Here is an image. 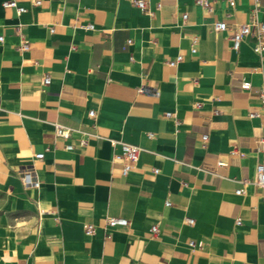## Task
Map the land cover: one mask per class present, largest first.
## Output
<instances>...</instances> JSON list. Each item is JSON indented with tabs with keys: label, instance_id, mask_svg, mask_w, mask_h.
Masks as SVG:
<instances>
[{
	"label": "crops",
	"instance_id": "1",
	"mask_svg": "<svg viewBox=\"0 0 264 264\" xmlns=\"http://www.w3.org/2000/svg\"><path fill=\"white\" fill-rule=\"evenodd\" d=\"M4 1L0 264H264V50L232 40L264 0ZM111 139L143 148L126 176ZM31 165L39 187L21 179Z\"/></svg>",
	"mask_w": 264,
	"mask_h": 264
},
{
	"label": "built area",
	"instance_id": "2",
	"mask_svg": "<svg viewBox=\"0 0 264 264\" xmlns=\"http://www.w3.org/2000/svg\"><path fill=\"white\" fill-rule=\"evenodd\" d=\"M133 3H135L138 7H140L143 10H148V4L145 0H131ZM41 0H36L35 4H40ZM199 3L207 6L209 3L207 0H198ZM230 4L232 6L235 5V0H229ZM3 5L5 7H16L19 13H22L27 10L26 7L24 6H19L16 0H5L3 2ZM161 6V4H159ZM188 14L185 13L183 15L184 18H187ZM94 24H88L87 28H93ZM215 28L218 31L226 30L227 29V22L224 20H219L215 23ZM253 36L255 40V46H254V51L257 53H261L264 50V21H259V20H252L249 23H244V24H239L233 29V35H232V40H233V47L235 49H239L241 46V43L246 36ZM4 36L0 35V41H3ZM198 41V37L195 36L193 38V43L194 46L192 47V52L195 53L197 51L196 43ZM131 42V40H129ZM21 49L23 50H28L29 49V43L27 42L26 39L23 38L22 44H21ZM183 59V55L177 56L176 59L170 60L168 63L171 66H175L179 61ZM51 78L50 76H45L44 78V83L48 84L50 83ZM242 88L244 89H250L252 87V83L249 80H243L241 84ZM140 92H146L154 95H158L159 91L154 90L151 88H148L146 86H142L139 88ZM260 95L262 96L264 100V87L260 90ZM200 105V104H197ZM89 115L92 117L96 116V111L95 110H90ZM167 115H171L170 112L167 113ZM259 115V113L252 112L251 116H256ZM73 128L69 126H65L60 123H56V128L55 132L57 136L68 138L71 136L73 132ZM203 140L206 141L208 139V134H204L202 136ZM262 141L264 142V138H262ZM82 144L87 143V136H83L80 140ZM111 142L114 146L118 147L119 150L115 152L113 159L116 162H121L122 164V174L124 176L128 175L129 172L136 166L140 154L143 150V148L137 144H132L128 143L122 140H117V139H111ZM74 147L73 144H68L67 148L72 149ZM36 158H43L44 157V152H39L35 154ZM219 164H224V162H219ZM158 171V169H156ZM21 179L23 183L26 186H34V187H39L41 184V181L39 179L37 170L35 166L31 165L26 167L24 170L21 172ZM255 184L258 186L264 187V163H258L256 166V176L255 179L253 180ZM237 193H241V190L238 189L236 191ZM167 205L170 204V202H166ZM189 223H193L194 219L193 218H188L187 219ZM107 222L110 226H117V225H127L129 223V220L124 217H117V216H111L108 217ZM241 220H237V224H240ZM95 225L94 224H86V233L87 234H93L95 232ZM153 232L158 231V226L157 224L152 226ZM191 245H194V241L190 242Z\"/></svg>",
	"mask_w": 264,
	"mask_h": 264
}]
</instances>
